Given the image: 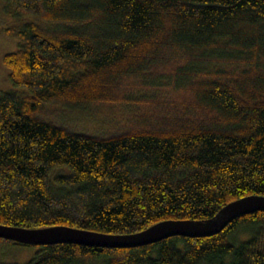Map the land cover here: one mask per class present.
I'll list each match as a JSON object with an SVG mask.
<instances>
[{"label":"trees","instance_id":"obj_1","mask_svg":"<svg viewBox=\"0 0 264 264\" xmlns=\"http://www.w3.org/2000/svg\"><path fill=\"white\" fill-rule=\"evenodd\" d=\"M0 224L134 233L264 196V0H3ZM160 78L171 94L131 98ZM137 104L102 134L65 111ZM37 246L24 264H264V211L211 236ZM0 264L8 261L0 247Z\"/></svg>","mask_w":264,"mask_h":264},{"label":"water","instance_id":"obj_2","mask_svg":"<svg viewBox=\"0 0 264 264\" xmlns=\"http://www.w3.org/2000/svg\"><path fill=\"white\" fill-rule=\"evenodd\" d=\"M264 211L263 195H247L225 204L207 219H166L134 233H106L67 225L25 228L0 224V238L29 245L74 243L106 248H131L171 236L203 237L222 231L243 214Z\"/></svg>","mask_w":264,"mask_h":264},{"label":"rangeland","instance_id":"obj_3","mask_svg":"<svg viewBox=\"0 0 264 264\" xmlns=\"http://www.w3.org/2000/svg\"><path fill=\"white\" fill-rule=\"evenodd\" d=\"M6 1L0 0V92L14 88L9 79V70L3 63V56L18 48L20 39L4 33V28L14 22L6 11ZM172 82L168 78L149 80L128 92L131 98L158 97L171 94ZM133 102L113 104L100 103L82 111H65L61 121L81 132L102 134L126 123L137 109ZM8 261L24 264L38 252L37 246L0 244Z\"/></svg>","mask_w":264,"mask_h":264}]
</instances>
